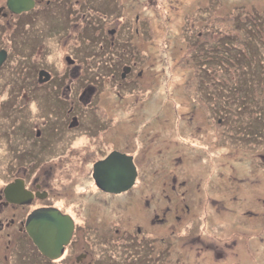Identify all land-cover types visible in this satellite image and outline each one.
Here are the masks:
<instances>
[{
  "label": "rangeland",
  "instance_id": "1",
  "mask_svg": "<svg viewBox=\"0 0 264 264\" xmlns=\"http://www.w3.org/2000/svg\"><path fill=\"white\" fill-rule=\"evenodd\" d=\"M205 1L211 4L210 0ZM205 1L127 0L125 12L129 19L124 25L126 29L118 31L116 25H110L116 29L121 38L117 40L118 45L114 46L113 51L110 50L113 33L109 34L107 24L102 27L97 25V30L93 31L87 28L85 34L80 33V36L71 34L68 37L69 33L55 28L56 22L50 18L51 13H48L44 15V19L38 21L40 29L44 24L46 25L44 33L49 36L40 46L30 40V37H35L36 33L25 27H21V30L5 42L4 37L8 31L0 25V47L13 48L12 57L7 64L8 68L16 62L10 94L11 98L16 96L15 102L20 101V96L23 97L30 86L32 70L36 69L37 62L45 64L52 71H62L66 64L68 65L65 55H70L89 70L94 64L97 66L96 61L107 60V56L101 57L96 54V51L100 49L101 41L107 43L102 55L114 56L121 52L122 47H127L130 53L122 57L127 62L131 60V53L135 50L139 54L138 69H143L144 73L139 93L126 92L120 97L114 92L115 87L106 90L107 95L102 101L108 111H102V115L106 114V119L112 118L111 124L120 125L119 128L109 131L106 136L109 139L110 133L114 132L113 136H116V132L120 131L123 137L120 146H123L124 142L129 143L127 150L137 155L140 162L144 160L142 177L146 185H160L156 186L155 193L160 197L159 216L167 219V226H174L172 217L177 208L176 204L179 202L177 212L182 215L180 221L187 223L190 219L194 224L192 228L194 231L192 234L189 233L191 241L190 239L182 240L181 244L175 242V246L182 248L183 251L178 252L176 257L180 256L179 259L185 264H188L187 260L192 264L202 262V264H209V262L211 264L213 259L217 261L224 259V262L228 263L225 260L231 257L236 259L235 264H253L254 259L257 258L259 264H264V157L257 155L262 145L256 147L251 138L241 133L242 130L239 129L240 121L249 119L254 121L255 111L259 109L251 102L247 105L250 108H245L246 111L235 108L243 102L240 94L235 91L236 85L241 86L244 78L248 77L246 72L252 69L254 63H257L255 65L257 69L264 66V63L259 60L245 65L244 62L233 60L228 62L230 67L227 68L226 64L225 67L216 65L217 60L201 59L199 55L201 49L204 45H208L209 40L207 43L197 40L198 32L206 35L214 27L222 29L226 27L224 20L226 18L220 16L224 14L219 13L213 16L207 9H198V2L206 6ZM232 1L237 0L223 1L222 9L227 17L230 16V11L236 12L235 8H232ZM93 2L94 0H89V4L88 1L83 4L80 11L82 16L87 14L88 9L93 8ZM249 2L253 3L257 10L264 8V0H249ZM123 3V0H110L109 4L100 2L95 7L106 10L107 13L113 9L118 12L117 6ZM137 14L140 18L136 25L133 20L136 21ZM99 21L103 20L99 19ZM189 23L191 25H188ZM135 26L139 29V34L133 30ZM34 27L37 29L35 25ZM131 32L133 36L130 37ZM150 32H152L151 35ZM213 36L217 45L225 46V57L231 56L230 47H235V44L228 42L227 34L224 31H218ZM246 36L251 39L252 31H247ZM62 37L65 38L61 41L59 38ZM142 37L149 38L142 40ZM249 39L244 44L237 42L236 46L245 48ZM254 42L256 39L252 41V44ZM245 49L251 56L247 44ZM258 54L254 56L255 59L260 58ZM207 60L208 64H204ZM121 62L122 60L119 61ZM207 65L214 72L213 76L217 77L213 79L214 81L207 78L209 71L201 70L200 66ZM82 67L78 66L73 71L80 72ZM149 81L152 83L148 84ZM222 81L225 86L223 88H221ZM0 82L9 84L11 82L4 71H0ZM202 86H206L211 94L203 93L201 89H198ZM220 88L222 94L219 92ZM5 89L7 90L8 86ZM257 89V91L251 90L247 99L250 101L263 99L264 102V87L258 85ZM64 91L66 95L67 90ZM4 97L6 93L0 97L1 100ZM113 102H118V106L106 105ZM135 113L138 115L137 121L130 122V125L124 124L126 121L123 117H136L137 115L133 116ZM219 116L226 118L227 131L234 129L233 131L237 133L235 136L231 137L232 133H226L224 129L220 130V120L217 119ZM92 117L101 119L97 114H92ZM254 124L255 122H251L252 127ZM233 125H236V128H233ZM186 126L189 129H186ZM6 131L9 134L8 129ZM142 134L148 135L150 139L158 137L169 144L175 141L176 145L173 144L170 151L163 154L167 157H159L157 154L159 149L164 150L165 146L162 142L155 148L158 150L149 151L150 148L144 147V152H141L142 144L139 138ZM81 138L80 141H87L83 136ZM9 142L7 136H0V159L3 163H7L11 158L10 154L5 153V147L10 145ZM138 151L139 154L136 153ZM58 155V152L51 153L44 159L41 158L39 162L52 160L46 166L37 164L38 168L31 177L47 175L53 167L51 182L57 184L70 181L76 173L74 180L79 182L80 186L82 185L77 187V190H84L86 187L84 185H91L92 181L85 179L83 164L67 163L71 160L70 155L67 162L63 159L59 160ZM71 165L76 166L73 173L68 174L64 168ZM4 166H0L1 187L6 183L2 181L6 177L2 174V171H5ZM154 176L157 181L154 180ZM174 177H176V187L173 185ZM145 192V197L151 194L148 189ZM82 201L84 204V200ZM113 203L115 204L116 201ZM175 220L178 221L176 216ZM176 225L177 230L181 229L184 232L180 223ZM198 231L203 233L201 237L199 235L200 240L197 237ZM191 247L198 250L199 254L193 253ZM208 247L209 250L205 252ZM218 249L224 251L222 257L215 254Z\"/></svg>",
  "mask_w": 264,
  "mask_h": 264
},
{
  "label": "flooded vegetation",
  "instance_id": "2",
  "mask_svg": "<svg viewBox=\"0 0 264 264\" xmlns=\"http://www.w3.org/2000/svg\"><path fill=\"white\" fill-rule=\"evenodd\" d=\"M33 1L34 4L28 10L16 12L9 7L8 0H0V25L8 31H5V42L21 30V27H25L36 33L35 37H30V40L39 46L42 45L41 43L45 42L49 36L44 33L46 25L44 24L40 29L38 21L44 19L45 14L51 13L50 18L57 25L55 28L63 29L65 33H69L68 37L71 34L80 36V33L85 34L87 28H91L93 31L97 30V25L102 27L107 24L109 34L113 33L110 41V50L113 51L114 46L118 45L117 40L121 38L116 29L110 25H116L118 31L125 30L124 25L129 19L125 12L127 0H123L124 3L117 6L118 12L113 9L109 13L95 6L100 2L109 4L110 0H94L93 8L88 9L87 14L85 13L83 16L80 11L85 2L88 1L89 4V0ZM211 1L213 5H217L219 10L223 11V0ZM205 2L207 4L205 7H208L207 11L211 14V5L209 2ZM251 8H255L253 3ZM217 13L220 12L217 11L214 16ZM256 14L261 20L260 23L264 25V8L258 9ZM138 15L136 21L140 18ZM99 19L103 21H99ZM136 21L133 20L137 25L138 21ZM133 30L139 34L137 26ZM250 31L253 33V37L248 42L251 47L252 61L260 60L261 63H264V28L261 29V26L257 25ZM149 34L151 35L152 32ZM198 35L199 39L197 40L205 43L210 38H214L213 35L206 36L201 32H198ZM131 36H133V32H131ZM64 38L59 39L62 41ZM146 38L149 37L141 39L145 40ZM255 39L256 42L252 44ZM99 46L100 49L96 51V54L101 57L107 56V60L96 61L97 66L94 64L89 70L85 69L78 59H74L70 55H65L68 65L66 64L62 71H52L45 64L37 62L36 69L32 70L30 86L24 96L20 97V101L25 100L23 107L13 114L20 118H12L13 115L8 114V110L5 111L4 108L2 111L6 113V116L0 112V118L4 116L2 120L0 119V136H7L12 142V147L8 145L5 147V153L11 155L10 160L3 163L0 159V166L6 164L5 171H2V174L6 175L2 181H6V183L2 187L0 186V264H185L183 260L179 259L180 256L176 257L178 252L182 253L183 251L182 248L175 246V242L181 244L182 240L190 239L191 241L189 233L192 234L194 231L192 229L194 224L190 219L187 220V223L180 221L182 215L177 212L179 202L176 204L177 208H175L172 217L174 226L168 227L167 219L159 216L161 203L159 194H156L155 191H157L156 186L160 185H146L142 177L144 160L140 162L137 155H134L131 150H127L129 143L124 142L123 146H120V141L123 138L120 131L116 132V136H113L114 132L110 133L109 137L111 138L109 139L106 136L109 131L120 127L117 123L111 124L112 118L107 117L106 119V114L102 115V111H108L102 101L107 95L106 90L115 87L114 92L120 97L122 93L126 92L129 94L139 93L141 79L144 75L143 69H138L139 54L134 50L131 53V60L127 62L122 59L130 53L127 47H122V53L119 52L113 56L102 55V51L107 46L106 42L101 41ZM2 48L0 47V51ZM6 49L7 55L0 65V71L6 72L11 82L10 84L1 82L2 90H6L5 88L8 86L6 97L2 100L0 98L3 105L11 104L16 100V96L11 98L10 94L14 79L13 68L16 62L8 68L7 64L12 57L13 48ZM111 53L113 54V52ZM257 53L260 58L255 59L254 56ZM68 56L71 57L70 60H67ZM91 60L89 61L90 65ZM120 60H122L121 63H119ZM255 65L250 69L251 72H246L248 78L252 79L255 86L264 87L261 83V77H264V66L257 69ZM78 66H83L82 71L74 72L73 69ZM41 70L49 72L50 77L47 79L44 74L40 77ZM151 83L152 81L148 82V84ZM198 89H201L203 93H209L206 86ZM64 90H67L66 95ZM106 105L118 106V102L106 103ZM258 109L255 111L254 121H251L252 119L240 121L239 129L242 130L241 133L247 134L251 138L256 147L262 145V149L258 151L257 155L264 157V105ZM242 110L246 111V109ZM92 114L99 115L101 119H94ZM135 115L137 114H133V116ZM129 116L131 115L129 114ZM137 118L138 115L131 116V118L123 117V120L126 121L124 124L129 123L130 125V122L137 121ZM220 119V130L224 129L226 133H232L231 137L235 136L237 133L233 131L234 129L227 131L226 118L221 117ZM251 122H255L253 127ZM185 128L189 129L188 126ZM233 128H236V125H233ZM82 136L87 141H80ZM148 137V135L142 134L139 138L142 144L141 152H144V147L150 148L149 151L158 150L155 148L159 147L162 142V145L165 146L164 150L159 149L157 154L159 157H167L163 154L168 153L173 144L176 145L175 141H171L172 144H169L158 137L155 139ZM57 152L59 160L63 159L67 162L70 155L71 160L67 163L83 164L86 173L85 179H90L91 185H84L86 186L84 190H77V187H82V185L80 186L79 182L74 180L76 173L70 181L57 184L51 182L53 167L50 168L47 175L31 177L38 168L37 164L46 166L52 160L47 159L39 162L41 158L44 159L46 155ZM113 152L132 156L137 168L134 185L120 192L107 191L98 185L94 178L96 165ZM136 153L139 154V151ZM74 166L76 165L67 166L64 171L71 174L75 169ZM30 170L33 171L30 172ZM18 180H22L23 185H10L17 183ZM154 180L157 181L155 176ZM172 180L176 187V177ZM9 188L10 192L8 193ZM145 188L151 193L147 197H145ZM82 200H84V204ZM113 201L116 203L114 204ZM40 209H48L49 216L47 215L48 217L43 220L42 229L44 230L41 238L45 241V246H50L48 252L41 250L34 239L35 235L32 234L33 232L39 234V225L31 223V219H33L35 211ZM122 210L126 212H121ZM175 216L178 221L175 220ZM177 223L182 224L184 232L181 229H176ZM199 235L201 237L203 233L198 231L197 237L200 240ZM56 248L59 251L53 252ZM190 249L193 253L199 254V251L193 247ZM208 250L209 247L205 252ZM215 254L222 257L224 251L218 249ZM257 259H254L253 264H259ZM235 260L231 257L225 260L228 262L226 263L224 259L221 261L213 259L211 264H235ZM187 263L192 264L189 260Z\"/></svg>",
  "mask_w": 264,
  "mask_h": 264
},
{
  "label": "trees",
  "instance_id": "3",
  "mask_svg": "<svg viewBox=\"0 0 264 264\" xmlns=\"http://www.w3.org/2000/svg\"><path fill=\"white\" fill-rule=\"evenodd\" d=\"M210 3H211L210 4L211 5L210 6L211 14L213 16H214V13H216L217 11L222 13V14H224V15H226L223 11L218 9L217 5H213V2L211 0H210ZM231 5H232V8L233 7L235 8L236 12L230 11L229 12L230 16H228V17H227V15L226 16L220 15V16H222V18H226V19H224L225 20V24H226L225 29L215 28L214 27L208 33L209 35H216V32L224 31L227 34L228 42L231 43V44L232 43L235 44V47H232V46L230 47L231 56H229L228 58L225 57V53H224L225 46L222 45V47H221L220 45H217L215 37L209 39L208 45L207 46L204 45V48L201 49V52L199 54L201 56V59L217 60V61H215L216 65H219L220 67L221 66L225 67V64H226L227 68L230 67L228 62L229 61H233V60H239L241 62H244L245 65H248L250 62L254 63V61H256V60H254V61L250 60V59H253L252 58V54H251V56H249L248 51L245 49L246 48V44H247V48L250 50L251 47H249L248 43L245 44V48L244 47L242 48L241 46L238 45V47H241L240 49H238L236 44H237V42L244 44L245 41L247 39H249V37L246 36V32L250 31L251 28L254 29V27H256L257 25L261 26V29L264 28V25H262L260 23L261 20H259L258 16H256V15L259 14V13L256 14L257 9L251 8V3L249 2V0L232 1ZM197 6H198V9H205L206 10L208 8V7L206 8L205 6H203L201 2H198ZM253 13H254V15H253ZM217 14H219V13H217ZM253 16H255L257 18H255ZM188 25H191V23H189ZM230 28H233L234 30H237V31L234 32ZM208 34L206 33V36ZM197 39H199V35H198ZM227 49H228V47H227ZM242 59H243V61H242ZM208 60L204 64H208ZM254 65H255V63L252 66H254ZM200 67L202 68L201 70L204 71V72L209 71V73L207 74V78L208 79L210 78V79L213 80V79L217 78L216 75L213 76L214 72H212L210 70L209 65L200 66ZM204 67H206V69ZM222 83L223 84H221V86H222L221 88L225 87V86H223L224 85V81H222ZM261 83L264 85V77L263 76L261 77ZM259 86H261V85H259ZM2 88H3V84L0 82V97H2L6 93V90H2ZM221 88L219 89V92L221 91ZM257 88H258V86H255V84L252 82V79L249 80L248 77L244 78L243 83L241 84V86H239L237 84L236 85V90L235 89L234 90L237 92V94H240V99H242L243 102L240 105L235 106V108H240V110H242V109H245V107H247L249 109L250 107L247 106L249 102L254 104L256 107H260V106L264 105L263 99H258V100L256 99V100H251V101L247 99L248 94H250V91L253 90V89H254V91H257L258 90ZM209 93L211 94L210 91H209ZM212 94H213V92H212ZM220 94H222V93L220 92ZM223 96H224V94H223ZM231 99H233V98H231ZM24 102H25V100L24 101L13 102V103L8 104V105H3V101H2V102H0V107H1L0 108V112H2V114L4 116H6V113H4L2 111V109L4 108L5 111L8 110V114H12L13 115L14 112L19 111L23 107ZM4 116H2L0 119L4 118ZM221 117H223V116H219L217 119H220ZM12 118H20V116H14L13 115ZM217 119H216V121L218 122ZM9 146L12 147V142H10Z\"/></svg>",
  "mask_w": 264,
  "mask_h": 264
},
{
  "label": "water",
  "instance_id": "4",
  "mask_svg": "<svg viewBox=\"0 0 264 264\" xmlns=\"http://www.w3.org/2000/svg\"><path fill=\"white\" fill-rule=\"evenodd\" d=\"M34 4L33 0H8L9 7L16 12H21L23 10H28ZM7 52L5 50L0 51V65L5 60V56ZM71 57L68 56L67 60H70ZM45 75L48 79L50 77L49 72L46 70H41L40 77ZM137 177V168L133 161L132 156L124 155L119 152H113L109 157L105 160L100 161L98 165H96L94 170V178L98 185L106 189L107 191L120 192L123 190L129 189L132 185H134ZM10 185H23L22 180H18L17 183H12ZM10 192V188L8 193ZM48 209H40L35 211L31 219V223L38 224V232L39 234H35L34 239L38 243L39 247L42 251L48 252L50 246L44 245L45 241H43L42 235L43 230L42 226L43 220H45L49 215L47 214ZM48 215V216H47ZM52 215V214H51ZM58 242V241H57ZM56 242V243H57ZM46 244V243H45ZM59 249L53 250V252H58Z\"/></svg>",
  "mask_w": 264,
  "mask_h": 264
},
{
  "label": "bare ground",
  "instance_id": "5",
  "mask_svg": "<svg viewBox=\"0 0 264 264\" xmlns=\"http://www.w3.org/2000/svg\"><path fill=\"white\" fill-rule=\"evenodd\" d=\"M182 226V224H180Z\"/></svg>",
  "mask_w": 264,
  "mask_h": 264
}]
</instances>
